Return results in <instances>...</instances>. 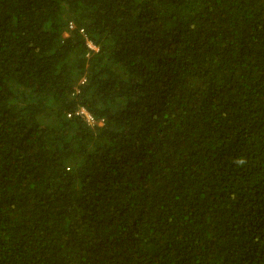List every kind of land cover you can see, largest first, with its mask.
<instances>
[{
  "label": "trees",
  "instance_id": "1",
  "mask_svg": "<svg viewBox=\"0 0 264 264\" xmlns=\"http://www.w3.org/2000/svg\"><path fill=\"white\" fill-rule=\"evenodd\" d=\"M0 264H264V0H0Z\"/></svg>",
  "mask_w": 264,
  "mask_h": 264
},
{
  "label": "built area",
  "instance_id": "2",
  "mask_svg": "<svg viewBox=\"0 0 264 264\" xmlns=\"http://www.w3.org/2000/svg\"><path fill=\"white\" fill-rule=\"evenodd\" d=\"M76 115L81 116L84 118L85 122L88 125H94V124H102V120H96L88 111H86L83 107L77 109L75 111Z\"/></svg>",
  "mask_w": 264,
  "mask_h": 264
},
{
  "label": "rangeland",
  "instance_id": "3",
  "mask_svg": "<svg viewBox=\"0 0 264 264\" xmlns=\"http://www.w3.org/2000/svg\"><path fill=\"white\" fill-rule=\"evenodd\" d=\"M88 43V46L90 47V48H94V46L92 45V44H90L89 42H87Z\"/></svg>",
  "mask_w": 264,
  "mask_h": 264
}]
</instances>
